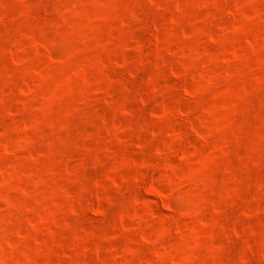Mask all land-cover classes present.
<instances>
[{
    "label": "rangeland",
    "instance_id": "374dc122",
    "mask_svg": "<svg viewBox=\"0 0 264 264\" xmlns=\"http://www.w3.org/2000/svg\"><path fill=\"white\" fill-rule=\"evenodd\" d=\"M0 264H264V0H0Z\"/></svg>",
    "mask_w": 264,
    "mask_h": 264
}]
</instances>
